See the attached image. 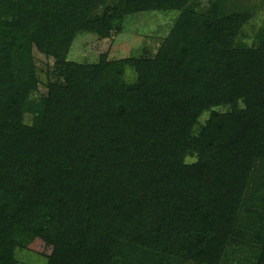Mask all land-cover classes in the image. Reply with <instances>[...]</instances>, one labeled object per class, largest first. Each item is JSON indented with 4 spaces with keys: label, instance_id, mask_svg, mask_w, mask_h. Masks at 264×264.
I'll return each instance as SVG.
<instances>
[{
    "label": "trees",
    "instance_id": "1",
    "mask_svg": "<svg viewBox=\"0 0 264 264\" xmlns=\"http://www.w3.org/2000/svg\"><path fill=\"white\" fill-rule=\"evenodd\" d=\"M208 1L0 0V264L19 227L46 264H264V21ZM147 12L179 14L154 58L69 60Z\"/></svg>",
    "mask_w": 264,
    "mask_h": 264
},
{
    "label": "rangeland",
    "instance_id": "2",
    "mask_svg": "<svg viewBox=\"0 0 264 264\" xmlns=\"http://www.w3.org/2000/svg\"><path fill=\"white\" fill-rule=\"evenodd\" d=\"M202 2L206 5L209 1L202 0ZM255 2L258 16L260 15L257 21L258 25L255 24L260 27V24L264 21V0H255ZM244 3L246 2L244 1ZM202 7L205 8V6ZM178 17L179 14L177 13L160 12L130 15L126 17L120 31H111L107 39H100L86 32L80 33L71 49L69 60L78 63H95L104 54H107L111 61L139 57L154 58ZM34 56L39 68V92L46 95L48 82L46 72L55 62L53 58H49L37 50H34ZM128 87H137V76L130 78ZM37 105L36 103L30 106V110L35 109ZM208 118L209 114H205L200 119V126L204 125ZM30 119L27 118V121ZM195 162H197V159L187 158V163L193 164ZM14 241L19 252L17 256L18 264H46L45 259L54 253L53 245L41 237L28 233L21 227L17 228Z\"/></svg>",
    "mask_w": 264,
    "mask_h": 264
}]
</instances>
